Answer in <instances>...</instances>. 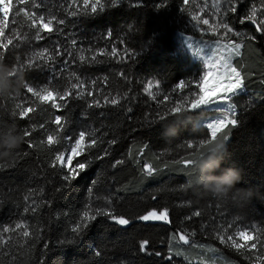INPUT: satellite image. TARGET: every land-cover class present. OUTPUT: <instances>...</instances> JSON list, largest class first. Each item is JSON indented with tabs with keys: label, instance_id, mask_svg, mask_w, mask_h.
I'll return each mask as SVG.
<instances>
[{
	"label": "trees",
	"instance_id": "1",
	"mask_svg": "<svg viewBox=\"0 0 264 264\" xmlns=\"http://www.w3.org/2000/svg\"><path fill=\"white\" fill-rule=\"evenodd\" d=\"M32 2L39 9L32 3L17 6L45 17L54 15L65 23L58 25L57 31L45 33L44 40L35 41V30L27 26L30 22L23 14L13 24L10 13L5 35L11 37L13 31H19L28 39L15 40L17 46H10L3 63L19 66L45 47L53 54L59 48L74 55L51 62L57 68L55 74L48 66L24 68L12 77L14 88L0 95V132L15 128L23 137L19 147L0 155V231L23 223L31 233L30 238L20 235L23 229L5 234L7 242L0 243V264H198L168 252L169 238L176 236L182 242L178 239L182 232L195 233L185 244L190 246V260L197 257L211 264L195 250L198 244H207L237 264H252L245 258L247 252L241 254L221 244L216 235L229 226L227 234L245 228L264 230V35L256 31V25L248 24L250 21L241 23L253 7L261 9L264 0H219V8H214L221 22L242 34L229 37L243 45L240 56L231 62L248 79L245 89L233 98L239 124L226 133L227 154L215 174L230 166L243 169V179L236 187L258 190L243 207L214 197L197 182L198 173L180 163L199 152L189 149L188 143L209 137L201 122L205 111H193L197 120L181 123L177 137L165 139L162 135L163 124L173 119L170 109L186 97L193 99L198 92L191 82L199 81L203 67L190 58L179 38H206L192 28L191 14L197 13V0H189L187 5L184 0H121L117 6L102 0L104 10L92 14L88 9L87 14L76 16L71 13L82 12L83 0ZM161 4L164 6L158 7ZM232 5L237 7L235 13L230 11ZM257 19L264 20V14L258 11ZM251 36L256 39H248ZM73 39L76 45H72ZM112 48L117 50L115 56L111 55ZM102 49L108 54H99ZM80 55L88 59L80 62ZM93 55L98 62L91 61ZM72 73L84 81V95H73L60 110L40 104L26 91V85L37 90L48 85L62 93L77 83ZM180 81L188 87L178 89ZM151 83L156 100L145 92ZM113 97L120 103H106L105 98ZM94 101H99V106ZM17 104L36 111L21 118ZM56 115L64 118L61 143L42 144L47 134L57 131L52 123ZM25 130L31 132L30 137H24ZM81 131L94 133L99 142L87 155L90 166L85 173L66 182L67 169L53 168L51 160L57 151L67 152L74 142L68 137L75 138ZM79 159L84 162V157ZM116 161L123 163L117 165ZM145 165L157 171L148 175ZM26 207L37 210L25 212ZM89 207L124 215L131 223L120 226L100 216L75 239L72 228ZM164 208L169 210L170 223L138 219L149 210ZM196 212L200 215H194ZM69 240L74 242L67 243ZM144 240L149 241L147 252L140 251ZM206 253L213 254L206 251L204 256ZM256 254H264V248L258 245L253 258ZM213 256L214 263L221 264Z\"/></svg>",
	"mask_w": 264,
	"mask_h": 264
},
{
	"label": "snow or ice",
	"instance_id": "2",
	"mask_svg": "<svg viewBox=\"0 0 264 264\" xmlns=\"http://www.w3.org/2000/svg\"><path fill=\"white\" fill-rule=\"evenodd\" d=\"M185 4L189 3V0H184ZM32 3V6L36 9H39V5L32 2V0H0V61H3L5 54L10 50L11 47H16L14 44L15 40L24 41L28 39V35H21L19 31H13L11 37L5 35L6 29H9V17L10 13L12 14V23L15 24L16 17L23 14L27 21L30 22L27 26L34 32V40L42 41L45 39V33L51 34L54 31H57L58 25H63L65 23L62 19H57L56 16L52 15L45 17L43 14L37 15V12L27 11L24 7H18L17 5H26ZM75 3V0H74ZM121 3V0H110L111 6H117ZM164 5H158V7H163ZM217 9L219 8V0L217 4L214 5ZM105 4L102 0H83V10L78 13L73 11L71 14L73 16L79 14H87L88 9L91 10V13H98L104 10ZM202 10V9H201ZM189 11V9H185ZM232 13L237 11V7L232 5L230 8ZM258 11L261 14H264V5L261 6V9L253 7L249 14H247L241 23L244 21H250L256 25V31L264 35V20H258ZM191 14V13H190ZM191 19L197 24L209 25L208 31L213 35L221 33V39L216 41V50L212 56H208L207 60V71L204 72L203 76L200 77L199 81H193L191 83L195 84V87L199 89L197 93H194L193 99L184 98L181 102L176 103L174 107L170 109V114H175L181 110L182 107H186L189 111L196 110H212L215 109L222 113L220 118H213L210 122L206 123L205 127L209 130V137L207 139L201 140L196 144L188 143L187 147L189 149L196 148L201 150L209 142L214 141L217 137L222 138L224 141L228 140L227 132H230L232 128H235L239 124V120L235 112V104L232 102L233 98L241 93L246 87V80L248 76L243 74L240 69L234 67L231 63L234 56H240V50L242 44L236 43L234 39H230V36L241 37L240 32H235L233 28L224 22H218L215 24H209L208 19H202L196 14H191ZM111 36V33H108ZM250 40H255V36L248 37ZM221 40H227V43H222ZM72 45H76L77 41L72 40ZM198 52L200 50H197ZM211 51V50H210ZM116 48H112L111 55H116ZM99 54H108L105 50H100ZM73 56L72 52H62L59 48L55 49V54L53 50L45 47L39 51H35L33 55L23 64L19 66H12L13 72L10 74L12 77L17 76V74L22 71L24 68H41L42 66H48L50 71L55 74L57 68L53 67L51 62L57 60V58H62L63 56ZM88 58L84 55L79 56L80 62H85ZM214 60V62H213ZM91 61L98 62L97 56L93 55ZM67 63V61H65ZM63 71V69H60ZM123 75V73H121ZM72 76L75 77L77 83H71L70 87L65 89L62 93L58 90H54L52 87L45 85L39 90L33 86L26 85V91L31 93L40 104H51L54 109L60 110L63 106H66L67 101L75 95L76 97L82 98L86 85L84 81H81L75 73H72ZM107 78L105 77V80ZM210 81H213L210 85ZM95 84V81L92 82ZM188 84L185 81H180L177 85L178 89L187 88ZM145 92L151 97L152 100L157 99V95L151 91V84L148 88H145ZM89 96H92V92L87 93ZM106 99V103L112 105H117L120 103L119 98L113 97L110 100ZM167 97H165V100ZM61 102H64L63 104ZM95 106H99V101H94ZM93 105L90 104L89 107ZM16 108L19 109L18 115L21 118H27L30 113L36 111L34 107H24L22 104H17ZM163 119V118H162ZM63 120L64 118L61 115H56L52 123L57 125V131L49 133L46 135L42 144H47L49 146L58 145L61 143L60 130L63 129ZM202 122V121H201ZM43 128L44 126L41 125ZM31 132L25 130L24 137H30ZM69 140L74 139V142L71 144L70 152L66 154L65 151H57L54 157L51 160V166L56 168L59 166L61 169H67V173L64 176L66 182L76 180L82 173L89 168V163L87 162V155L91 149L95 148L98 144V140L94 138V133L81 131L78 136L75 138L68 137ZM115 143V141H113ZM29 147H34V145H29ZM80 157H84V162H81ZM123 161H116V164L119 165ZM180 163L187 168H191L192 162L191 158H185L180 161ZM145 171L148 175L154 174L157 169L151 165L144 166ZM25 199H28L25 197ZM36 211V208L29 209L26 207L25 212ZM194 215L199 216L200 213L196 212ZM105 216L110 218L112 221L116 222L120 226H127L131 223L129 218H126L124 215H114L111 211L102 208H91L84 211L79 219V222H76L72 228V233L75 234V239H78L91 225L92 222L96 221L98 217ZM140 221H161L170 223V214L167 208H164L160 211L152 209L146 212V214L140 215L138 217ZM231 226L228 229H224L223 233H217L216 239L223 245L231 247L235 251L246 255V259L252 260V264H264V254H256L253 258L252 254L257 252L258 245L260 248H264V230L259 228H245L243 230H237L234 234H227ZM19 229H23L20 235L24 238H30L31 233L28 231V226L23 223H17L14 228L5 226L2 231H0V243H6L4 235L9 232H16ZM190 235L194 236L195 233L186 234L180 233L178 235L179 241H182L184 244L190 243ZM177 237L174 236L173 239ZM10 239V238H9ZM67 243H73L74 240L66 241ZM149 246V241L144 240L140 244V251L147 252ZM203 247V245H201ZM172 252L171 249H169ZM99 255V253H97ZM154 255L161 256L160 252H155ZM173 255L180 256L182 253L175 252ZM169 260L173 258L170 255Z\"/></svg>",
	"mask_w": 264,
	"mask_h": 264
},
{
	"label": "clouds",
	"instance_id": "3",
	"mask_svg": "<svg viewBox=\"0 0 264 264\" xmlns=\"http://www.w3.org/2000/svg\"><path fill=\"white\" fill-rule=\"evenodd\" d=\"M13 68L0 61V95L8 93L14 88L12 76ZM19 74V73H18ZM17 74V76H18ZM172 122L163 124L162 133L165 139L175 138L179 135V125L181 123H193L197 120L186 107L175 114H171ZM20 135L15 128L0 132V155H8L11 150L19 147L22 142ZM227 154L225 141L217 137L209 142L204 148L192 156L191 168L198 173L197 182L214 197L222 200H231L238 206L243 207L256 195L257 189L253 187L238 188L236 185L243 179V169L237 166L224 168L219 175L215 172L220 168L222 161Z\"/></svg>",
	"mask_w": 264,
	"mask_h": 264
},
{
	"label": "rangeland",
	"instance_id": "4",
	"mask_svg": "<svg viewBox=\"0 0 264 264\" xmlns=\"http://www.w3.org/2000/svg\"><path fill=\"white\" fill-rule=\"evenodd\" d=\"M197 2L199 5V7L197 8V13H196L197 16L201 17L202 19H208L209 24H215V23L221 22L220 16L217 15V11H214V8H215L214 5L217 3V0H197ZM192 28L195 32L205 35L204 37L206 38L185 36V35H179V38L181 40L182 47L185 49V51L190 56V58L193 60L199 61L201 63L203 67L201 76H203L204 72L208 70L206 67V64L208 62L207 58L208 56H212L213 53L215 52L216 41L218 39H221V35L219 34L213 35L210 31H208L209 25H203L202 23L197 24V22L195 21L192 24ZM206 35H208L209 37H207ZM221 42L227 43V40H221ZM197 50H200V51L198 52ZM211 83H213V81H210V85ZM154 87H155L154 84L151 83V89H153ZM197 90L199 91L198 88ZM201 110L206 112V114L201 118L202 124L204 126L206 125V123L210 122L211 119L220 118L222 115L220 111H217L215 109H212V110L201 109ZM68 152H70V149L66 152V154ZM176 239H173V236L169 238V243L167 246L169 253L173 254L175 252H180L182 253V255L177 256V257L182 258V260L186 262H196L198 264H207V263L199 261L197 257L195 258V260H190V258H188L187 256V252H190V246L185 245L182 242H178ZM201 245H203V247H201ZM169 249H171L172 252H170ZM195 250H198L197 251L198 254L199 255L202 254V257H204L205 260L210 262L211 264H215L213 261V258H214L213 254L218 258V261L221 262V264H237L236 262L229 260V258H227L222 252H218L217 249L211 246H208L207 244H198V247H196ZM206 251H210L213 254L206 253L205 254L206 256H204V253Z\"/></svg>",
	"mask_w": 264,
	"mask_h": 264
},
{
	"label": "water",
	"instance_id": "5",
	"mask_svg": "<svg viewBox=\"0 0 264 264\" xmlns=\"http://www.w3.org/2000/svg\"><path fill=\"white\" fill-rule=\"evenodd\" d=\"M248 24L253 25V23H251V22H248Z\"/></svg>",
	"mask_w": 264,
	"mask_h": 264
}]
</instances>
